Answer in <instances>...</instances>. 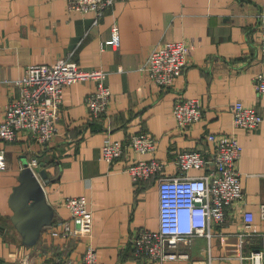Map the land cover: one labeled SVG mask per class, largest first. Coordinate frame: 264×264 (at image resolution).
I'll use <instances>...</instances> for the list:
<instances>
[{
  "label": "crops",
  "instance_id": "obj_1",
  "mask_svg": "<svg viewBox=\"0 0 264 264\" xmlns=\"http://www.w3.org/2000/svg\"><path fill=\"white\" fill-rule=\"evenodd\" d=\"M261 12L264 0H117L95 24L94 13L70 11L65 0H0V122L5 106L18 96L15 82L29 65L63 58L85 70L101 69L112 93L106 113L94 120L85 104L94 81L72 84L64 90L53 140L42 144L27 132L13 142L0 140L7 161V169L0 171V264L76 261L88 245L95 248L100 264H250L245 257L260 247V239L240 240L237 234L243 230L245 210L264 231L258 216L264 203V94L258 95L253 83L263 69ZM113 25L120 32L117 49L109 44ZM180 40L196 43L182 75L170 87L154 86L140 67L154 47ZM180 98L197 99L203 109L202 120L184 130L177 128L172 113ZM237 101L263 117L259 128L234 126L231 106ZM139 133L156 138L153 155L129 152L111 164L101 159L107 135L126 142ZM209 133L234 135L241 145L243 202L227 209L225 222L212 227L210 239L195 237L190 245H179L188 258L160 263L135 257L132 235L158 228V188L155 179L134 185L125 165L154 156L165 163L166 174L176 175L177 152L211 153ZM33 158L37 174L44 164L49 183L39 179L54 220L69 217L64 198H88V239H54L45 227L36 245L22 244L11 221L9 198L23 161L29 164Z\"/></svg>",
  "mask_w": 264,
  "mask_h": 264
},
{
  "label": "built area",
  "instance_id": "obj_2",
  "mask_svg": "<svg viewBox=\"0 0 264 264\" xmlns=\"http://www.w3.org/2000/svg\"><path fill=\"white\" fill-rule=\"evenodd\" d=\"M117 0H65L70 11L94 13L97 24L106 10ZM261 72L254 77V88L258 95L264 94V12L259 14ZM109 44L117 49L120 32L117 25L111 27ZM194 41L180 40L159 44L153 48L140 67L147 79L156 87L172 86L187 65ZM107 73L101 69L85 70L77 63L59 59L51 64L29 65L15 85L18 96L4 108L0 122V140L13 142L20 132H27L38 142L48 143L56 136L57 123L64 90L77 82L94 81L95 90L85 98L88 114L94 120L107 111L112 99L109 86L105 83ZM176 126L184 130L203 118V109L197 99H178L172 108ZM232 121L236 128L255 130L263 122L258 111L241 102L231 106ZM207 142L212 149L208 156L198 150L177 152L174 164L176 175L165 173V163L154 156L136 160L125 165L134 185L155 179L158 188L159 224L157 230L146 228L136 231L130 245L137 258L159 261L186 259L188 255L179 251L180 244L190 245L193 238L210 239L212 227L225 222L226 212L243 202V190L239 159L241 145L234 135L209 133ZM157 140L148 133L132 135L121 142L106 136L101 147V159L108 164L126 158L129 152L154 154ZM36 173L38 161L33 158L28 164ZM7 169L5 154L0 150V171ZM191 170L201 171L190 175ZM69 217L58 218L47 226L48 234L54 239L89 238L92 229V213L86 196L66 197L62 200ZM258 216L264 221V203L260 204ZM243 230L237 234L240 240L260 239V247L245 257L250 264H264V231L254 224L252 212L243 211ZM51 264V263H42ZM62 264H100L97 252L88 245L81 257ZM193 264H201L195 262Z\"/></svg>",
  "mask_w": 264,
  "mask_h": 264
},
{
  "label": "water",
  "instance_id": "obj_3",
  "mask_svg": "<svg viewBox=\"0 0 264 264\" xmlns=\"http://www.w3.org/2000/svg\"><path fill=\"white\" fill-rule=\"evenodd\" d=\"M39 165L38 174L32 170L27 161H23L18 184L13 188L9 204L13 211L11 221L21 236L24 246L31 247L38 243L41 235L55 216L54 208L48 203L41 180L48 184L47 173Z\"/></svg>",
  "mask_w": 264,
  "mask_h": 264
},
{
  "label": "trees",
  "instance_id": "obj_4",
  "mask_svg": "<svg viewBox=\"0 0 264 264\" xmlns=\"http://www.w3.org/2000/svg\"><path fill=\"white\" fill-rule=\"evenodd\" d=\"M152 180V179H151Z\"/></svg>",
  "mask_w": 264,
  "mask_h": 264
}]
</instances>
